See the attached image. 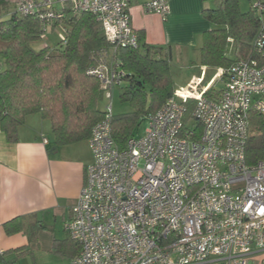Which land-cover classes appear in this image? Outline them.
<instances>
[{"label":"built area","instance_id":"2783aa9c","mask_svg":"<svg viewBox=\"0 0 264 264\" xmlns=\"http://www.w3.org/2000/svg\"><path fill=\"white\" fill-rule=\"evenodd\" d=\"M130 1L13 0L12 13L39 19L41 38L61 25L64 45L58 22L67 12L89 13L108 43L86 70L107 103L87 138L92 160L64 223L79 245L66 264H250L264 251V160L245 161L250 115L264 114V2L250 4L259 28L248 54L209 76L202 68L120 148L111 136L112 94L126 76L118 50L138 46ZM143 6L168 14V0Z\"/></svg>","mask_w":264,"mask_h":264},{"label":"trees","instance_id":"16d2710c","mask_svg":"<svg viewBox=\"0 0 264 264\" xmlns=\"http://www.w3.org/2000/svg\"><path fill=\"white\" fill-rule=\"evenodd\" d=\"M202 15L215 27L202 33L200 66H206L209 72L227 69L248 54L259 28V18L251 8L242 10L239 0H213V6L204 8ZM58 23L63 24L66 43L58 42L52 49H34L32 44L42 35L37 17L10 13L8 19H0V130L8 142L17 140V128L30 114L38 113L49 120L56 146L86 140L93 125L103 118L104 112L99 108L103 90L99 81L86 73L97 52L108 47L101 25L89 13L72 12ZM137 36L136 48H120L117 53L126 73L119 97L132 108L111 118V136L120 148L135 135L144 116L156 111L175 89L170 62L161 47L145 44L141 32ZM229 38L232 42H228ZM230 44L234 58L226 55ZM260 160H264V114L252 113L245 161L253 165ZM38 226L32 227L36 231ZM3 229L7 235L20 232L23 218L5 222ZM24 249L0 252V264H13L4 255L11 251L23 254ZM52 250L71 259L78 253L79 245L67 235L63 240H53Z\"/></svg>","mask_w":264,"mask_h":264},{"label":"crops","instance_id":"0c3cea01","mask_svg":"<svg viewBox=\"0 0 264 264\" xmlns=\"http://www.w3.org/2000/svg\"><path fill=\"white\" fill-rule=\"evenodd\" d=\"M144 1H130L132 28L143 34L145 44L161 47L170 65L175 63L184 71L177 70V76L171 71L172 80H191L199 76L202 68L207 74L210 70L199 64V50L202 33L215 26L203 17L202 10L212 7L213 0H168L165 18L146 12ZM245 1L247 6L241 8L244 11L252 0ZM5 2L13 0L2 3ZM13 10L14 6L2 9L0 19H8ZM91 160L87 139L56 146L49 120L38 113L25 117L17 128L15 142H8L0 130V252L29 246L50 248L53 240L66 238L64 223ZM16 217L23 218V229L7 235L3 224ZM34 225L39 226L32 239L27 230ZM261 259L264 251L249 262L262 264Z\"/></svg>","mask_w":264,"mask_h":264},{"label":"rangeland","instance_id":"374dc122","mask_svg":"<svg viewBox=\"0 0 264 264\" xmlns=\"http://www.w3.org/2000/svg\"><path fill=\"white\" fill-rule=\"evenodd\" d=\"M240 8H244L247 6L248 1L240 0ZM14 6L13 3H1L0 4V13L2 9H12ZM4 17V16H3ZM63 35L62 26L58 25L55 28H53L51 31H47L44 33L42 38L38 39L36 42L32 44L34 49H39L42 47H49L52 49L58 41L61 39V36ZM227 56L229 58H234L235 53L233 52V44H230L227 46ZM181 69L180 66L177 64L170 65V70L174 73V75L177 76V70ZM181 72H184L182 69ZM210 72L207 74L209 75ZM189 80H173V86L174 88H183L186 83ZM204 83V82H203ZM220 83H216L214 85V88H219ZM107 103V99L103 98L101 101L99 108L103 109L105 104ZM112 109L113 114H120V113H127L132 111L131 105L127 101H121L119 97V87H116L112 94ZM145 117V116H144ZM145 126V120H142V122L137 126L136 130L134 131L135 135H140L143 131V128ZM85 140H83L84 142ZM37 231V230H36ZM35 229L33 227L28 228L27 233L30 236V238L35 236ZM17 249V248H15ZM14 250V249H13ZM26 252L23 254H20L19 251H11L4 255V259L6 261H13V264H66L67 256L58 253L52 250V245L49 248H46L44 246H35V247H27L24 249Z\"/></svg>","mask_w":264,"mask_h":264},{"label":"water","instance_id":"95a60500","mask_svg":"<svg viewBox=\"0 0 264 264\" xmlns=\"http://www.w3.org/2000/svg\"><path fill=\"white\" fill-rule=\"evenodd\" d=\"M53 149H56V147H53Z\"/></svg>","mask_w":264,"mask_h":264}]
</instances>
